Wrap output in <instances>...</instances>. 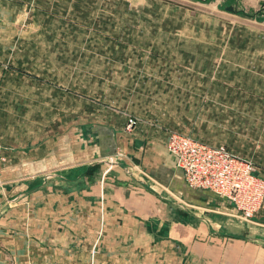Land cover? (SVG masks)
<instances>
[{"label":"rangeland","instance_id":"374dc122","mask_svg":"<svg viewBox=\"0 0 264 264\" xmlns=\"http://www.w3.org/2000/svg\"><path fill=\"white\" fill-rule=\"evenodd\" d=\"M6 1L0 86L20 90L3 100L19 106L18 99L33 98L32 86L22 96V85L49 83L67 92L73 108L75 100L87 106L89 130L107 123L101 120L121 130L122 149L134 145L137 126L186 133L227 145L264 179L263 2ZM16 104L4 120L15 118ZM128 116L136 121L131 130ZM263 204L264 197L246 221L257 219ZM73 253V264L94 263V247Z\"/></svg>","mask_w":264,"mask_h":264},{"label":"crops","instance_id":"0c3cea01","mask_svg":"<svg viewBox=\"0 0 264 264\" xmlns=\"http://www.w3.org/2000/svg\"><path fill=\"white\" fill-rule=\"evenodd\" d=\"M1 86L0 264H73L91 247L94 264H264V204L246 221L229 200L190 188L166 132L137 126L125 150L121 130L108 120L89 130L87 106L73 108L62 88L22 85L33 98L17 106L2 97L20 85ZM110 158L120 164L101 162Z\"/></svg>","mask_w":264,"mask_h":264},{"label":"built area","instance_id":"2783aa9c","mask_svg":"<svg viewBox=\"0 0 264 264\" xmlns=\"http://www.w3.org/2000/svg\"><path fill=\"white\" fill-rule=\"evenodd\" d=\"M135 123V117L128 116L125 128L131 130ZM165 146L190 188L209 190L229 200L244 220L258 210L264 197V179L257 175L251 160L223 144H208L175 131L168 134ZM3 151L0 143V162L6 160Z\"/></svg>","mask_w":264,"mask_h":264},{"label":"water","instance_id":"95a60500","mask_svg":"<svg viewBox=\"0 0 264 264\" xmlns=\"http://www.w3.org/2000/svg\"><path fill=\"white\" fill-rule=\"evenodd\" d=\"M263 6H264V2H263ZM101 162L106 163V164H110V165H118V164H120L118 161L114 162V160H112L111 158L110 159H102ZM124 168L129 174L133 175V173L128 168V166H124Z\"/></svg>","mask_w":264,"mask_h":264}]
</instances>
